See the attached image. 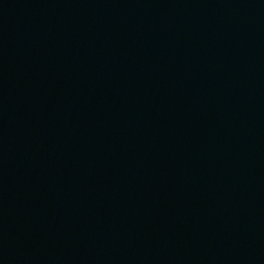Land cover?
Returning a JSON list of instances; mask_svg holds the SVG:
<instances>
[{"label":"water","instance_id":"water-1","mask_svg":"<svg viewBox=\"0 0 264 264\" xmlns=\"http://www.w3.org/2000/svg\"><path fill=\"white\" fill-rule=\"evenodd\" d=\"M264 26V0H182Z\"/></svg>","mask_w":264,"mask_h":264}]
</instances>
